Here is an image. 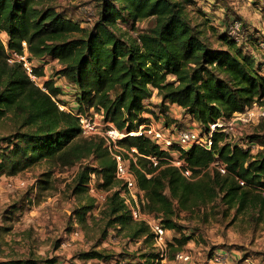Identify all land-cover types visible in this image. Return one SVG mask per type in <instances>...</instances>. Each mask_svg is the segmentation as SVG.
Instances as JSON below:
<instances>
[{
	"label": "trees",
	"instance_id": "16d2710c",
	"mask_svg": "<svg viewBox=\"0 0 264 264\" xmlns=\"http://www.w3.org/2000/svg\"><path fill=\"white\" fill-rule=\"evenodd\" d=\"M201 3L203 0H100V11L90 28L43 0H0V31L8 34V49L21 53L25 41L38 62V75H44L46 61L55 59L60 62L57 74L68 83L63 89L50 78L43 89L21 63L8 61L0 38V122L9 119L14 126L0 137V176L15 175L41 161L67 167L92 158V163L78 170L73 191H89L94 179L98 189L108 191L105 226L124 230L131 239L144 237L155 247L151 227L132 216L124 198L126 185L116 177V159L105 139L83 136L78 117L59 106V102L75 103L78 111L93 107L119 131H128L118 144L136 150L130 167L144 191L143 210L162 218L164 226L177 234L167 238L169 247L176 245L180 251L192 238L190 233L178 237L186 231L178 223L181 211L195 213L220 203L237 212L248 208L264 212V117L245 141H234L226 125L210 134L212 123L254 105L264 106V57L255 52L264 39L246 35L245 42H238L226 30L234 17L226 14L220 24L224 26L215 27L202 7L197 9L207 21L196 23L187 8ZM148 18L153 19L152 24L136 31L137 23ZM122 24L130 25L136 36ZM205 27L220 39L217 45L204 34ZM248 41L251 48H246ZM62 92L71 99L60 98ZM154 93L160 102L151 106ZM172 106H179L198 123L204 137L211 135L210 148L194 143L165 149L146 132L131 133L149 121L170 126ZM257 142L262 147L254 153ZM171 150L192 171L190 178L170 161L174 158ZM150 157H156L157 163ZM216 162L224 163L226 171ZM94 201L80 206L82 219L94 209ZM158 256L152 249L127 258L131 259L128 264H155ZM80 257L112 256L91 249ZM54 262L53 258L27 256L1 260L0 264Z\"/></svg>",
	"mask_w": 264,
	"mask_h": 264
},
{
	"label": "rangeland",
	"instance_id": "374dc122",
	"mask_svg": "<svg viewBox=\"0 0 264 264\" xmlns=\"http://www.w3.org/2000/svg\"><path fill=\"white\" fill-rule=\"evenodd\" d=\"M43 1L45 4L54 5L60 12L78 21L80 25L90 28L100 11V0ZM197 5L191 4L192 8H187L191 19L196 23L207 21L205 14L197 9L202 7L210 14L215 27H223L224 25L220 24H223V19L228 14L229 17L242 20L244 24L240 34L242 41L245 40L246 35L260 39L261 36H253V34L258 29L255 24L259 22L264 29V0H203L201 6ZM152 20L148 18L138 22L136 31L150 26ZM122 27L136 36V31L132 30L130 25L122 24ZM205 28L204 34L211 43L217 45L220 39L214 32ZM262 37L264 39V34ZM251 47L252 43L248 41L246 48ZM262 49L264 51V48L259 46L260 51H255L256 54L262 55ZM59 67L58 60L46 61L43 67L44 77L38 81L39 84L44 85L45 80L53 78L55 85H60L64 89L68 83L64 77L57 74ZM59 97L71 99V96L63 92ZM159 102L160 99L155 96L149 105L154 106ZM263 107L259 104L254 105L255 114L252 119L246 121L238 118L240 116L237 113L231 118L222 119L226 122L227 131L234 141H245L257 131L259 108ZM154 108L157 113L161 112L158 106ZM169 122L171 131L175 127L180 129L191 124L199 129V124L190 120L179 106H172ZM231 122L232 126L229 125ZM13 129L11 121L4 119L0 122V137ZM127 132V130L121 131L124 134ZM261 147L257 142L252 147V151L256 153ZM126 150L124 153L130 156ZM171 153L174 158L170 161L173 163V160L178 158V152L171 150ZM92 162V158H86L72 166L62 167L51 160L41 161L15 175L0 176L1 260L35 256L40 259L53 258L54 264H128L131 259L127 257L132 254L137 255L152 249L158 252L157 247L144 241V237L131 239L126 231H119L114 226L108 228L105 226L108 218L105 216L104 205L108 191L98 189L94 180L92 184L95 191H91L90 188L89 191L84 189L79 193L73 191L78 170L82 165ZM121 186L120 184L117 187ZM92 198L95 200L94 209L82 219L81 213L78 212L80 206L88 204ZM202 211L195 213L181 211L178 216V223L186 230L179 232L178 237L187 235L186 233L192 234V238L182 249L193 252L190 264H205L216 252L225 254L226 259L229 258L232 264H238L245 258L264 264V212L258 208L237 212L235 208L228 209L220 203L207 206ZM171 237L168 232L167 238ZM91 249L101 250L111 254L112 257L109 259L80 257L81 252ZM177 249L176 245L168 246V258L173 257L179 251Z\"/></svg>",
	"mask_w": 264,
	"mask_h": 264
},
{
	"label": "built area",
	"instance_id": "2783aa9c",
	"mask_svg": "<svg viewBox=\"0 0 264 264\" xmlns=\"http://www.w3.org/2000/svg\"><path fill=\"white\" fill-rule=\"evenodd\" d=\"M244 28V24L241 19L234 17L229 22L226 30L228 34L234 37L238 42H242V38L240 36L242 29ZM0 38L3 41L4 45L6 46L7 53H8V61L10 63L19 62L22 64L24 70L28 74V76L40 87L45 89L43 84H39V80H42L44 75H38L35 71V68L38 67L36 63L37 60L32 58L28 49L27 43L24 41V51L18 52L14 49H8V34L5 31H0ZM261 48H264V41H261ZM59 106L62 109L70 111L74 113L78 119L79 124L81 127L82 135L85 137L88 136H101L105 139L106 145L113 154L116 159V177L120 179L127 188V191L124 193V198L129 205L130 211L132 216L137 221H144L150 227L152 232L154 233V246L157 247L158 251V258L155 264H189L193 259V252L191 250H180L174 254L173 258H168V228H166L162 222V218L156 217L152 213H147L143 210V205L145 203L144 198V191L138 186L136 177L131 171L130 167V159L134 157V152L136 150L132 148L131 150L125 147H122L118 144V140L121 138L119 137L121 131H119L112 122L106 121L104 114L102 111H98L93 107L89 108L86 112L78 111L77 106L75 103L72 105H68L65 103H60ZM254 106L249 108L247 111L239 114L242 121H246L252 119V116L255 114L253 111ZM260 113L258 120L261 117H264V107L259 108ZM249 115V117H247ZM242 116V117H241ZM232 122L229 123L232 126ZM226 122L224 121H216L211 124L210 134L217 128L224 127ZM146 132L149 134L157 144H159L162 148L169 149L171 146L178 144L181 147L187 148L192 144H201L207 148H210L212 145L211 135L208 137H204L201 134L200 129L198 127L191 124L190 126L183 127L178 129L177 127L174 130H170L169 126L163 125L160 122L149 121L148 123L140 124L139 128L135 132H131L134 134H143ZM127 134V133H126ZM125 134V135H126ZM124 150L129 153V157H125ZM155 163H157L156 157H150ZM173 164L180 167L182 173L187 176L191 177L192 171L187 169L182 160L179 158H175L173 160ZM217 167L222 171L225 172V164L222 162L215 163ZM94 176V175H93ZM94 179H91L89 182V188L91 191H95V187L92 184ZM10 184V183H9ZM24 184V183H22ZM11 185V184H10ZM225 254L216 252L205 264H224L226 262ZM238 264H258L251 259L245 258L242 261L238 262Z\"/></svg>",
	"mask_w": 264,
	"mask_h": 264
},
{
	"label": "crops",
	"instance_id": "0c3cea01",
	"mask_svg": "<svg viewBox=\"0 0 264 264\" xmlns=\"http://www.w3.org/2000/svg\"><path fill=\"white\" fill-rule=\"evenodd\" d=\"M263 24H264V21H263ZM257 27H258V29H257V31H256V33H254L253 35L254 36H261L262 37V34H264V29L261 27V22H259L258 24H255ZM249 33V32H248ZM258 51H260L259 50V48L257 49ZM262 51H263V49H262ZM262 55H263V57H264V51L262 52ZM157 97V95H156V93H154V96L152 97V98H154V97ZM158 98V97H157ZM169 234L172 236V237H174V236H176L177 234L172 230V229H169ZM184 248V247H183ZM174 257V256H173ZM172 258V257H171ZM239 260V259H238ZM191 263V262H190ZM189 263V264H190ZM195 264V263H194ZM224 264H232V261L229 259V258H227L226 259V262L224 263Z\"/></svg>",
	"mask_w": 264,
	"mask_h": 264
},
{
	"label": "bare ground",
	"instance_id": "6f19581e",
	"mask_svg": "<svg viewBox=\"0 0 264 264\" xmlns=\"http://www.w3.org/2000/svg\"><path fill=\"white\" fill-rule=\"evenodd\" d=\"M125 134L124 133H122V134H120V136L119 137H123Z\"/></svg>",
	"mask_w": 264,
	"mask_h": 264
},
{
	"label": "water",
	"instance_id": "95a60500",
	"mask_svg": "<svg viewBox=\"0 0 264 264\" xmlns=\"http://www.w3.org/2000/svg\"><path fill=\"white\" fill-rule=\"evenodd\" d=\"M0 261H1V259H0Z\"/></svg>",
	"mask_w": 264,
	"mask_h": 264
}]
</instances>
